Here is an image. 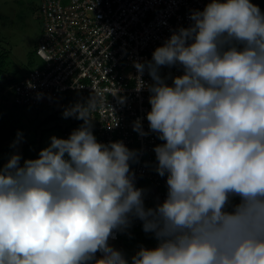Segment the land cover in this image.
I'll return each instance as SVG.
<instances>
[{"label":"clouds","instance_id":"9594fccd","mask_svg":"<svg viewBox=\"0 0 264 264\" xmlns=\"http://www.w3.org/2000/svg\"><path fill=\"white\" fill-rule=\"evenodd\" d=\"M189 20L133 65L162 141L153 151L166 198L146 207L131 169L138 151L98 142L93 113L114 109L91 94L63 111L82 121L68 138L0 165V264H129L109 241L133 219L158 243L131 264H264V12L252 0H208ZM174 66L182 74L169 84L160 69ZM133 130L148 135L139 118Z\"/></svg>","mask_w":264,"mask_h":264},{"label":"built area","instance_id":"2783aa9c","mask_svg":"<svg viewBox=\"0 0 264 264\" xmlns=\"http://www.w3.org/2000/svg\"><path fill=\"white\" fill-rule=\"evenodd\" d=\"M208 0H39L36 13L41 34L36 47L43 64L31 68L9 84L0 81V101L17 105L53 106L62 94L84 101L99 94L101 104L93 113V133L99 142L123 141L138 151L135 184L145 189V203L162 202L167 195L166 176H159L154 147L161 144L149 129L147 90H135L134 62L151 60L153 51L180 27L190 25L193 10H203ZM42 49V50H41ZM51 58V59H49ZM171 84L182 74L179 66L162 67ZM144 81L151 83L145 72ZM126 97L122 105L116 96ZM141 120L146 136L133 130ZM118 120V126H113ZM138 224L140 220L132 221ZM123 232H117L118 240Z\"/></svg>","mask_w":264,"mask_h":264},{"label":"rangeland","instance_id":"374dc122","mask_svg":"<svg viewBox=\"0 0 264 264\" xmlns=\"http://www.w3.org/2000/svg\"><path fill=\"white\" fill-rule=\"evenodd\" d=\"M39 0H0V79L4 77H20L31 68L41 66L43 60L36 52L41 34V19L36 13ZM67 94V93H66ZM63 96V94L61 95ZM70 100H65L62 108L60 101L55 106L17 105L9 99L0 102V109L4 112L5 126L12 125L16 136L9 143V156L18 151L23 155L24 144L33 141L35 146L40 145V150L50 143V137L55 135L68 138L70 133L78 128L82 122L73 125L76 119L64 118L62 113L69 105ZM22 133L23 139L16 147H12L17 139V133ZM99 142L96 134H94ZM6 150V152H8ZM135 150V149H131ZM134 163H131L133 169ZM238 202V198L234 200ZM156 203H145L146 207H154ZM124 242L110 240L115 249L121 251L131 264V257L140 246L147 248L156 247L158 241L152 233L143 231L142 221L124 231Z\"/></svg>","mask_w":264,"mask_h":264},{"label":"trees","instance_id":"16d2710c","mask_svg":"<svg viewBox=\"0 0 264 264\" xmlns=\"http://www.w3.org/2000/svg\"><path fill=\"white\" fill-rule=\"evenodd\" d=\"M17 77L11 76V77H4L2 80L0 79L1 82H4L6 84L11 83L12 81H14ZM67 93V92H66ZM63 94V96H60V98L58 99V101H60V105L62 106V108L65 107V100L68 99L70 100V103L72 104V102H85L84 99L77 97L76 95L72 94V93H67V94ZM1 102V101H0ZM69 103V104H70ZM57 104V103H56ZM55 104V105H56ZM53 105V106H55ZM70 106V105H69ZM4 112L2 111V109H0V165H3L4 163H6L7 158L9 156V151L7 150L9 147V143L13 140V138L16 136V134L14 133V129L12 127V125H7L5 126V116L3 114ZM82 121L79 120H75L73 123V125H77ZM40 145L35 146L33 141L27 142L24 144V150H23V155H24V159H34L38 157L39 151H40ZM6 150L8 152H6ZM124 235L125 233L123 232L119 239L121 242H124Z\"/></svg>","mask_w":264,"mask_h":264},{"label":"water","instance_id":"95a60500","mask_svg":"<svg viewBox=\"0 0 264 264\" xmlns=\"http://www.w3.org/2000/svg\"><path fill=\"white\" fill-rule=\"evenodd\" d=\"M252 2L259 6L262 12H264V0H252Z\"/></svg>","mask_w":264,"mask_h":264},{"label":"crops","instance_id":"0c3cea01","mask_svg":"<svg viewBox=\"0 0 264 264\" xmlns=\"http://www.w3.org/2000/svg\"><path fill=\"white\" fill-rule=\"evenodd\" d=\"M98 255V257H99V254H97Z\"/></svg>","mask_w":264,"mask_h":264}]
</instances>
